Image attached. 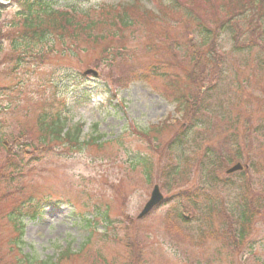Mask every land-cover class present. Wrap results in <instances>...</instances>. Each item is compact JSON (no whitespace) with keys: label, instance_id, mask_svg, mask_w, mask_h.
Instances as JSON below:
<instances>
[{"label":"rangeland","instance_id":"obj_1","mask_svg":"<svg viewBox=\"0 0 264 264\" xmlns=\"http://www.w3.org/2000/svg\"><path fill=\"white\" fill-rule=\"evenodd\" d=\"M175 2L187 5L191 19L201 17L207 29H216L222 23L220 18L228 17L226 13L222 16L214 0L207 5L202 0ZM133 3L160 18L158 27L162 29L156 28V38L167 35L166 41L159 43L166 50V71L174 75L183 72L190 66L193 52L207 60L198 68V83L186 84L195 94V101L201 102V124L189 129L185 144L168 149L176 128L184 129L183 121L192 124L197 120L182 118L175 100V95L181 93L169 91L164 81L155 78L150 84L129 82L133 79L127 71L151 60V56L140 51L123 61L105 64L103 49L121 47L123 42L118 39L111 44L76 42L74 57H54L49 61L53 66L26 72L20 81L1 76L2 88L19 84L26 98L34 101L15 110L9 93L0 97V164L8 157L1 146L4 136L24 130L36 145V119L32 113L45 109L41 100L51 101V96L54 109L63 114L66 130L80 127L82 141L98 136L103 145L101 151L85 146L69 155H59L60 149H56L45 152L40 160H28L33 153L27 150L22 160L25 174L13 183L2 179L0 169V264H134L135 255L126 240L135 235V225L142 244L140 264H264V67L260 66L264 63V30H254L249 18L243 17L237 39L217 32L212 41H201L192 39L186 20L176 21L178 13L161 15L158 10L163 4L158 8V0H73L62 7H73L78 14L104 5ZM259 23L264 28V17ZM124 37L130 36L126 33ZM241 43L255 47L245 51ZM134 44L131 47L138 50ZM214 52L219 55L213 58ZM88 70L98 76L82 77ZM61 101L65 102L64 108ZM237 105L238 122L233 124L231 108ZM26 109L30 112L27 116ZM160 125L161 146L152 152L153 142H146L138 132ZM237 147L240 158L232 161ZM20 157L16 154L10 159L16 163ZM142 158H149L153 165L150 184L141 175L144 169L138 161ZM237 163L244 170L226 175V170ZM251 164H256L260 172H253ZM204 165L215 184L219 182L215 190L207 184L209 176ZM171 167L179 173L170 175ZM155 185L168 203L139 221L137 216ZM196 188L217 199L216 213L209 211L211 219L207 220L204 213L193 212L191 220L177 222L178 216H190L184 195ZM39 199L47 201L43 213L35 220L23 216V245L14 246L11 243L17 233L9 221L10 213L21 209L25 214L22 205ZM243 212L250 224L243 247H226L211 238L200 241L204 233L221 236L231 232L230 222ZM104 223L109 228L105 225L104 229ZM126 228L130 229L129 235Z\"/></svg>","mask_w":264,"mask_h":264},{"label":"trees","instance_id":"obj_2","mask_svg":"<svg viewBox=\"0 0 264 264\" xmlns=\"http://www.w3.org/2000/svg\"><path fill=\"white\" fill-rule=\"evenodd\" d=\"M66 1L67 0H12L6 6L0 5V77L5 76L7 79L12 78L20 81V79H22L21 76L26 72L33 71L43 66H53L51 64L52 62L49 61L54 57H59V59L74 57L75 50L77 49L75 43L79 41L93 44H111L113 40L118 39V42H123L121 47L103 49L105 64H110L114 61H123L128 56H135L137 53L140 54V51L142 54L144 53L151 56V60L127 71L132 74L131 78L133 79L129 82L140 81L145 84H150L156 78L164 81V86L169 91L175 89L181 93L179 97L175 95V97H177L175 99L177 111L181 109L179 112L182 114L183 119L184 117L189 119L194 118L197 121L192 122V124L190 120H187V122L183 121L185 123V128L182 130L176 128L175 133L171 135L168 141V149L175 150L185 144L187 142L189 129L192 126L201 124L199 116L201 118L204 113L200 100L198 102L195 101V94L191 93V87H186V84L191 82L195 84L198 83V68H200L203 62L208 63L207 60L202 59L199 52H193L189 59L190 66L183 72L174 75L164 68L166 63L164 62L163 56L166 50L162 49L159 43L163 42L167 35L162 34L164 36L156 38L157 34H159L156 28H159V30L162 28L158 27L160 18L153 12L139 3H133L132 5L119 7L104 5L100 8H96L93 12L78 13L76 15V10L74 8H69L67 10L60 9V4ZM202 1L205 5L212 2V0ZM214 2L218 4L219 12L222 16L225 13L228 15L227 19H224V17L220 18L222 23L219 27H216V29H207V27L201 23L203 21L201 17L191 19L189 7L180 3L178 5L175 0H158V8L163 4L158 11H160L161 15H164V13L168 11L172 14L178 13V19L176 21L182 20L185 22L184 20H186L185 23L192 29L190 35H192L193 40L194 38H199L201 41H212L215 39L217 32H225L237 39L240 35L239 30L241 28L239 20L243 17L249 18V22L253 23L254 30H264L263 25L259 23L260 19L264 17V0H219V3L214 0ZM186 9L188 10L186 11ZM212 13L214 14L215 12ZM183 22L180 23L183 26H187V24ZM123 33L129 34L130 37H124ZM260 39H262V35ZM133 43H135L134 47H139L138 50L131 47ZM252 47H255V45L251 43L246 45L243 43L240 44V48H244L245 51H249ZM114 50L116 52H114ZM217 54L218 52L212 53V57L214 58ZM260 66L264 67V63ZM178 81H183V86L178 84ZM129 82H127V84ZM8 93L13 98L12 103L15 110L34 101L30 97L29 99L26 98L19 84L7 88H2L0 86V97L4 95L7 96ZM189 93H191L193 97L187 95ZM239 95L240 94H238V98ZM61 102L64 106L65 102ZM41 103L45 105V109L38 111V113H32V116H35L36 119L37 138L36 141H34L36 145H33L32 139L25 134L24 130L16 134L4 136L1 140V146L4 147V151L8 156L6 162L0 164V169L2 168L3 170L2 179L6 182L13 183L24 176L26 166L22 160H24V156L29 152H32L33 156H30L28 160H40L45 152H54L56 149H60V151L57 152L59 155H69L72 154L74 150L81 151V148L85 146L96 147L101 151L103 145V143L99 141L101 137L97 136L84 142L80 137V127L73 130H64L62 123L63 114L60 113L59 110L54 109L52 96L51 101H46L45 99L43 101L41 100ZM239 106L237 105L235 108H231L233 113L230 117L231 123L233 124L238 122V115H236V112ZM188 110L190 111L187 112ZM29 113L30 112L26 109L24 115L27 116ZM179 123L178 125H180ZM162 133V125L153 127L147 131L138 132L139 136L146 142H153L152 152L161 146L160 137ZM6 143H8V145ZM12 147L15 151H11ZM27 150H29V152H27ZM237 151L238 153L231 158L232 161H236L237 158H240L238 147ZM16 154H21V157L15 160L16 163H13L10 156L13 157L16 156ZM150 161L149 158H142L138 161L139 164L141 162L144 169L141 175L144 178V182L147 184H150L154 172L153 165ZM204 168L209 176L207 184H214L215 179L211 175V172L208 171L206 166ZM250 169L253 172H260L257 170L258 166L256 164H251ZM131 170L134 171V168ZM169 172L172 176L179 173L176 171V167H171ZM245 188L248 190L249 185L246 184ZM185 193L188 194L186 191ZM179 195H181V193H178V196ZM184 199H186L185 195ZM44 202L45 199H39L37 201L27 200L26 203L22 205L25 214L22 213L21 209L16 210L15 213H10L9 221L14 231L17 233V236L11 244L16 247H21L23 245V216L29 219H36L40 215V210L42 209L41 203L44 204ZM250 205L252 204L250 203ZM175 207L174 204L172 209L175 210ZM195 207L200 208V205L197 204ZM252 207L254 210V205ZM203 208L216 213V209L218 208L217 200L215 201V198H212ZM247 218V213L243 212L236 221L230 222L233 228L232 231L219 236V239L222 240L226 247L232 248L236 247L238 244L236 249L243 247L242 243L246 242L250 231V224L246 221ZM176 221L184 222L181 216H178ZM103 225L104 229H106L105 225L109 228L108 224L104 223ZM248 228L249 231H247ZM125 231L127 235L130 234L129 228H126ZM133 233H135L133 238L127 239L126 242L135 255L134 264H140V250L142 244L139 242L138 226L135 225L133 227ZM204 236L217 239L216 234L210 235L208 233H204L200 239ZM89 237L90 234L88 235V238ZM227 238L228 241L226 240Z\"/></svg>","mask_w":264,"mask_h":264},{"label":"water","instance_id":"obj_3","mask_svg":"<svg viewBox=\"0 0 264 264\" xmlns=\"http://www.w3.org/2000/svg\"><path fill=\"white\" fill-rule=\"evenodd\" d=\"M88 74H91L93 76H97V72H95L93 70L85 71L83 75L86 76ZM240 170H242L241 165L236 164L235 166H233L232 168L227 170L226 173L232 174V173L238 172ZM162 201H163V197L161 196L158 187L154 186L153 190L150 194V198H149L148 202L144 205L141 213L138 215V218H142V217L146 216L154 207L159 205Z\"/></svg>","mask_w":264,"mask_h":264},{"label":"flooded vegetation","instance_id":"obj_4","mask_svg":"<svg viewBox=\"0 0 264 264\" xmlns=\"http://www.w3.org/2000/svg\"><path fill=\"white\" fill-rule=\"evenodd\" d=\"M218 194V193H217Z\"/></svg>","mask_w":264,"mask_h":264}]
</instances>
